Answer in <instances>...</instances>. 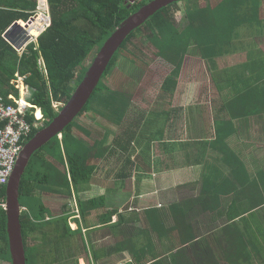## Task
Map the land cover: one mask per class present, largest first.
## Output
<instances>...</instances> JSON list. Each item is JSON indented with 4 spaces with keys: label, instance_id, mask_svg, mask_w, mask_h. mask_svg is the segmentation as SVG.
Here are the masks:
<instances>
[{
    "label": "trees",
    "instance_id": "obj_1",
    "mask_svg": "<svg viewBox=\"0 0 264 264\" xmlns=\"http://www.w3.org/2000/svg\"><path fill=\"white\" fill-rule=\"evenodd\" d=\"M151 1L153 0L132 5L127 0H48L51 19L49 29L39 37L37 44L30 45L26 52L19 56L4 41L3 36L15 22H28L34 16L39 6L38 0H0V98L4 102H11L7 99L8 95L18 97V90L10 82L15 75H19L27 78L26 84L33 91L31 101L40 107L44 114L43 125L34 129L29 140L55 118L58 112L53 108V102H67L84 78L89 65L118 26ZM218 2L214 4L209 0L204 4L197 0V5H188L185 11L188 23L182 32L175 28L176 15L173 8L177 4L161 10L129 37L113 57L103 77V80L108 78L121 56L138 57L135 55L136 51L140 50L137 46L138 40L149 41L157 50L160 62L173 68L172 77L167 76L164 83L157 86L161 94L157 98L156 109L152 110L148 116L149 121L146 122V126L157 128L155 135H148L150 144L162 134L165 124H159L160 121L165 119L166 115L176 112V107L170 106L171 98L176 91L177 78L184 58L191 53V48L207 63L215 84H222L224 77V81L222 78H216L221 75L216 72V69H219L217 60L234 53L233 49L242 43V25L248 23L251 29L264 35V6L261 5V0ZM145 60L146 58H143L144 66H149ZM131 63L134 64L133 61ZM262 72L264 74V68ZM258 88L264 93V81L258 84ZM251 89V82L244 84L243 92ZM238 93L240 95V92ZM118 98L111 95L108 87L101 82L77 118H82L89 111L104 116L108 109L114 107L126 110L127 101ZM75 120L61 135L35 153L22 177L19 202L21 208L27 211L21 213L20 225L27 264H62L61 261H70L84 252L88 253L81 228V217L102 206L98 204L102 198H88L83 191L84 186L90 184L94 178L97 169L95 162L103 160L105 153L113 156L114 152L125 155L129 162L127 155L130 154L133 144L141 145L144 141V138H141L144 136V130L130 123L121 134L113 137L109 153L106 152L107 149L100 151L99 141L91 146L86 143L83 134H90V131L78 123L74 125ZM143 120H146L145 115L140 121L144 122ZM34 121L35 116H30L29 122ZM5 187L0 186V204L5 202ZM40 194L73 199L77 201V209H70V204L67 203L62 205L60 213L54 214L52 206L44 201ZM86 201L90 202L88 208L83 206ZM253 205L248 203V212ZM76 211L79 212L80 219H75ZM75 222L80 223L77 231L71 228V223ZM236 235L242 238V241H238L239 244L245 246L249 252H256L254 257L248 255L244 259L245 264H264V232L260 236L261 240L254 235L237 232ZM234 236L235 234L232 237ZM234 242L236 243L235 239ZM235 260L227 259L225 262L238 264L239 261ZM0 261L10 264L6 214L2 208ZM75 262L79 263L78 260ZM221 263L222 261H201V264Z\"/></svg>",
    "mask_w": 264,
    "mask_h": 264
},
{
    "label": "crops",
    "instance_id": "obj_2",
    "mask_svg": "<svg viewBox=\"0 0 264 264\" xmlns=\"http://www.w3.org/2000/svg\"><path fill=\"white\" fill-rule=\"evenodd\" d=\"M223 61L219 68L231 72L211 106L197 102L192 112H183L176 98L174 122L164 123L152 144L143 131L129 162H95L94 178L83 191L102 198V206L81 217L88 253L74 258L80 264H245L248 255L255 256L239 242L228 243L236 232L260 240L264 232V93L258 88L264 55L239 50ZM248 82L253 89L243 92ZM187 99L200 98L193 93ZM186 125L197 130V139L186 140ZM249 202L255 205L248 212Z\"/></svg>",
    "mask_w": 264,
    "mask_h": 264
},
{
    "label": "rangeland",
    "instance_id": "obj_3",
    "mask_svg": "<svg viewBox=\"0 0 264 264\" xmlns=\"http://www.w3.org/2000/svg\"><path fill=\"white\" fill-rule=\"evenodd\" d=\"M40 1L41 0H38V3ZM201 1L204 4L209 2V0L207 1L198 0L199 3ZM211 1L215 4V2L217 1L220 2L221 0H210V2ZM188 5H197V0H183L178 2L177 6L173 8V11H175V15H176V19L174 20L175 28H177L178 31L181 32L186 28V25L188 23L185 17V11ZM261 5L264 6V0H261ZM242 26L243 28L240 29V33L242 34L240 41L242 43L240 45H237L236 48L233 49L234 52L239 50L247 51L248 53L255 54L259 56V58H261L264 55V35L262 36L256 30L251 29L248 23H245ZM235 43L238 44V41H236ZM35 44H37V42ZM242 44L244 45L243 46L244 48L242 47ZM137 46L140 47V50L136 51L135 54L138 55V57L130 56V55H125L124 57L121 56V58L118 60L117 66L113 68L108 78L102 81V85L105 84L108 87V92L111 95H116L119 97L118 99H124L125 101H127L125 106L126 110L116 109V107H114L108 109V111H106L107 114L104 116L89 111V113L84 114L82 118L79 119L77 118L74 122V125H77L78 123L90 131V134H86V133L83 134L85 136L84 140L86 141V143L89 144V146L94 144L96 141L100 142L98 146V149L100 151H105L106 149H107L106 151H108L109 148L111 147L113 137L121 134L122 131L125 130V128L130 123H133L135 126H140L142 130H144L145 132L149 131L150 134L154 133L155 135L157 132V128L155 126H154L155 128L150 126L148 127L146 126V122H148L149 119L148 116H150L152 110L156 109L155 106L157 105V98L159 97V94H161L160 89H158L159 91L157 90V86L158 85L161 86L164 83L167 76L172 77L171 75L173 68L170 65L160 62L161 60H159L157 57V50L149 41L143 42L141 40H138ZM193 51L196 50L194 48H191V53L184 58L183 66L180 69L177 78L178 81L176 86L177 90L174 93V97L171 98V104H170L171 106L172 102L173 105L177 104L176 102H180L179 106L183 109V112L187 111V109L189 108H190L189 110L192 112L191 107L193 106L194 103L197 102L199 103L197 105H199L200 107H202V105L211 106L210 103L212 102V100L219 96L218 94L219 92L217 93L218 87L221 90L224 88L221 82L215 84L214 80L212 79L211 72L207 63H204L200 58V56ZM19 54L21 55L22 53ZM143 58H146L145 62L148 63L149 66H144ZM225 58L217 60L219 66L225 67L223 61ZM239 58H242V56L238 58L237 57L231 58L229 60L230 63H228L229 66L231 65V63L236 64ZM131 61H133L134 64H132ZM216 72L221 74L220 77H216V78L217 79L222 78V80L224 81V79L228 77L231 71L223 68L221 69L219 68L216 69ZM193 93L194 94L196 93L197 96H199L200 98L198 99L199 101H196V99H193L191 102L188 99L186 101H183L184 98L190 99ZM18 96H19V91H18ZM176 98H178L179 101H176ZM184 102L186 107L182 105V103ZM102 110H105V108H102ZM110 110H113V112H110ZM103 113H105V111H103ZM38 114L39 116H41L42 115L41 111H39ZM143 115L146 116V120L145 121L143 120L144 122L140 121L142 120ZM173 122H174V116L168 114L166 115L165 119L160 121L159 124L165 123L171 125ZM181 122L185 124V121H181ZM178 123L179 122H177L176 126H178ZM184 129L187 131L185 132V136L187 137L186 140L197 139L198 132L196 129L190 127L188 130L187 125L185 126ZM124 158H126V156L122 155L121 153L117 156V158L109 155L106 156V153L104 156L106 162L112 165L117 164L119 162H123ZM132 158L134 159L135 156L132 155ZM100 161L103 160L101 159ZM96 163H98V161H96ZM40 196L44 201L48 202L50 205L54 203V205L52 206L56 211H60L62 209L61 204L63 200L67 201V199H62V198L60 199V197H57L56 195L47 196L45 194L43 195L40 194ZM76 202L77 201L73 199L67 202L68 204H70V209H72L73 206H76ZM89 204L90 202L87 201L84 202L83 204L84 208H88ZM75 223L78 224V226H80V223L77 222ZM82 227L83 226L81 224V228ZM227 230H229V233L231 232L230 228ZM232 238L233 239L230 240L228 244L234 245L235 244L234 239L236 242L242 241V238L237 237V235H235ZM239 245L240 247H242L241 244ZM181 255L185 256L187 254L183 251ZM60 263L76 264L74 258L70 261H65V262L61 261ZM0 264H8V263L0 261ZM78 264H80V262ZM188 264H190L189 261Z\"/></svg>",
    "mask_w": 264,
    "mask_h": 264
},
{
    "label": "water",
    "instance_id": "obj_4",
    "mask_svg": "<svg viewBox=\"0 0 264 264\" xmlns=\"http://www.w3.org/2000/svg\"><path fill=\"white\" fill-rule=\"evenodd\" d=\"M134 4L132 0H127ZM183 0H153L138 12L122 22L112 36L104 44L97 57L89 65L81 83L71 93L67 102L58 111L55 118L40 130L26 145H24L17 159L15 169L5 187L6 233L10 254V264H27L26 249L22 238L20 225L21 206L19 202V188L22 177L26 173L32 157L42 150L52 139L61 133L83 111L99 84L102 82L114 56L121 50L124 43L133 33L142 28L152 17L161 10ZM32 18L26 25H29ZM20 22H15L4 34L3 39L15 51L20 52L31 42L29 33Z\"/></svg>",
    "mask_w": 264,
    "mask_h": 264
},
{
    "label": "built area",
    "instance_id": "obj_5",
    "mask_svg": "<svg viewBox=\"0 0 264 264\" xmlns=\"http://www.w3.org/2000/svg\"><path fill=\"white\" fill-rule=\"evenodd\" d=\"M136 4H142L147 0H133ZM50 9L48 0H41L39 7L32 17L34 23L40 18L41 25L38 26L40 35L44 34L50 26L51 19L49 15ZM27 25L26 24H21ZM29 29H24L29 33L31 42L24 47L19 53L26 52V49L31 45L35 44L38 38L32 37ZM21 54V55H22ZM20 55V56H21ZM26 79L15 75L13 86L19 91V96L15 98L13 95L9 97L11 102H4L0 98V186L7 185L11 178L19 154L21 153L24 145L28 142L33 133L34 129H39L43 125V114L38 116L37 111H33V105L31 98L33 97V91L26 84ZM53 107L57 110L63 104L60 102H53ZM30 116H35L33 123L29 122ZM0 208L5 209V202L0 204ZM22 212H26V209H21ZM75 219H80L79 212L76 211ZM73 231L78 230V227L71 223ZM86 233V231H84Z\"/></svg>",
    "mask_w": 264,
    "mask_h": 264
},
{
    "label": "bare ground",
    "instance_id": "obj_6",
    "mask_svg": "<svg viewBox=\"0 0 264 264\" xmlns=\"http://www.w3.org/2000/svg\"><path fill=\"white\" fill-rule=\"evenodd\" d=\"M30 25H31V28H30L29 32H30L31 36L35 37V38L40 37V31L38 28V26L41 25L40 18L37 21H35L34 23L31 22ZM23 26H26V25H23ZM38 116H39V114H38Z\"/></svg>",
    "mask_w": 264,
    "mask_h": 264
},
{
    "label": "clouds",
    "instance_id": "obj_7",
    "mask_svg": "<svg viewBox=\"0 0 264 264\" xmlns=\"http://www.w3.org/2000/svg\"><path fill=\"white\" fill-rule=\"evenodd\" d=\"M132 1H133V0H132ZM133 2H134V1H133ZM131 4H132V3H131ZM134 4H136V3L134 2ZM132 5H133V4H132ZM38 7H39V6H38ZM28 22H29V21H28ZM28 22H23V23H20V24H26V23H28ZM40 36H41V35H40ZM38 39H39V37H38ZM37 42H38V40H37ZM31 45H32V44H31ZM14 97L17 98L16 96H14ZM31 103H32V102H31ZM60 103H61V102H60ZM32 104H33V103H32ZM62 104L64 105L65 103H62ZM33 105H34V104H33ZM63 105H62V106H63ZM62 106H61V107H62ZM61 107H59L57 110H56L54 107H53V108L58 112V111L61 109ZM33 109H34L33 111L40 110L41 113L43 114V111H42V109H41L40 107H37V106L35 105V106L33 107ZM43 115H44V114H43ZM41 130H42V129H41ZM29 141H30V140H29ZM29 141H28V142H29ZM28 142H27V143H28ZM27 143H26V144H27ZM21 209H22V208H21ZM21 213H22V211H21ZM72 224H74V225H76V226L78 227L77 224H75V223H72ZM78 229H79V227H78ZM82 230H83V229H82ZM76 231H77V230H76ZM83 234H84V230H83Z\"/></svg>",
    "mask_w": 264,
    "mask_h": 264
}]
</instances>
